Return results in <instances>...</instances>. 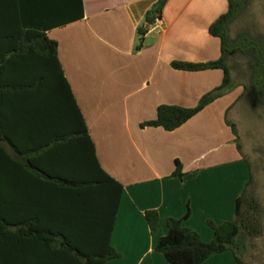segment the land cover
Segmentation results:
<instances>
[{"label": "crops", "instance_id": "crops-1", "mask_svg": "<svg viewBox=\"0 0 264 264\" xmlns=\"http://www.w3.org/2000/svg\"><path fill=\"white\" fill-rule=\"evenodd\" d=\"M158 1L83 0L82 20L47 32L58 43L63 72L99 163L124 187L111 237V245L122 256L107 264H169L156 247L168 234L170 218L183 220L184 227L211 242L214 232L208 221L222 224L235 219L236 202L250 178L243 150L227 125V119L232 122L229 113L238 90L175 131L142 127L157 118L161 106L194 108L224 81L222 70L185 72L175 70L172 63L219 60L221 42L209 29L228 11L227 0H169L162 13L163 26L148 30L138 50L140 29L147 28V15ZM47 96L48 107L55 108L53 114L52 108L47 111L48 131L64 136L78 130L64 98ZM68 149L47 152L55 159L43 166L77 164L81 174L85 165L88 170V152ZM176 161L183 166L182 179L173 177ZM32 185L27 198L38 191ZM149 211L160 215L155 235L146 218ZM11 246L14 250L0 257V264L82 263L57 242H12ZM203 264L237 262L228 251Z\"/></svg>", "mask_w": 264, "mask_h": 264}, {"label": "trees", "instance_id": "trees-1", "mask_svg": "<svg viewBox=\"0 0 264 264\" xmlns=\"http://www.w3.org/2000/svg\"><path fill=\"white\" fill-rule=\"evenodd\" d=\"M169 0H159L147 15V28L140 29V45L148 27L162 13ZM254 0H228V11L210 27L209 33L221 42V57L210 63L175 61L178 71L202 72L222 70L223 84L206 94L194 108L161 106L157 118L142 124L143 128H163L172 132L193 119L231 88L229 61L236 57L247 60L249 86L264 107V36L239 34L233 37L232 26ZM84 18L83 0H0V257L14 250L12 242L48 244L57 242L67 254L81 264H107L121 258L111 245V237L124 187L100 165L84 117L73 96L58 56V43L47 32L52 27L65 26ZM63 97L65 107L78 122V130L61 136L48 131L45 122L47 95ZM244 94L239 98L242 99ZM52 103H54L52 101ZM50 104V103H49ZM74 124V127H77ZM240 151L237 126L227 119ZM73 137V138H72ZM73 139V141H72ZM75 140V141H74ZM70 152H88V170L77 164L67 168L44 167L47 152L64 148ZM242 153V152H241ZM250 178L236 202L235 219L208 225L214 238L207 243L199 233L183 226V220H167L168 234L161 238L156 251L169 264H203L217 254L232 252L237 264L244 261L252 240L263 235L262 209L250 195L253 183L251 164L246 159ZM84 166V165H83ZM78 167V168H77ZM185 176L183 166L176 161L173 177ZM29 181L32 183H24ZM37 188L27 198L28 187ZM190 216V210L185 219ZM146 218L155 235L159 228L158 211H149ZM20 251H24L20 247Z\"/></svg>", "mask_w": 264, "mask_h": 264}, {"label": "rangeland", "instance_id": "rangeland-1", "mask_svg": "<svg viewBox=\"0 0 264 264\" xmlns=\"http://www.w3.org/2000/svg\"><path fill=\"white\" fill-rule=\"evenodd\" d=\"M227 5L228 0H227ZM227 6V7H228ZM248 34L251 37L264 36V0H254L241 18L232 26L231 34ZM231 70V88L226 89L225 95L238 90L235 106L229 113V119L239 131L242 154L251 164L253 183L250 195L259 202L262 209L263 235L252 240V245L245 253L246 264H264V107L258 101L254 91L249 86L250 71L247 60L236 57L229 61Z\"/></svg>", "mask_w": 264, "mask_h": 264}, {"label": "built area", "instance_id": "built-area-1", "mask_svg": "<svg viewBox=\"0 0 264 264\" xmlns=\"http://www.w3.org/2000/svg\"><path fill=\"white\" fill-rule=\"evenodd\" d=\"M155 26L162 27L163 26V20L161 18L156 19L154 25L149 26L148 30L152 29Z\"/></svg>", "mask_w": 264, "mask_h": 264}]
</instances>
